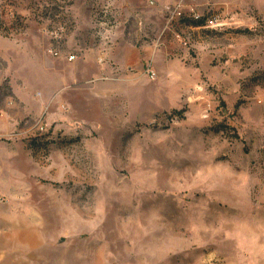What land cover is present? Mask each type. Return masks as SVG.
<instances>
[{
	"label": "rangeland",
	"instance_id": "1",
	"mask_svg": "<svg viewBox=\"0 0 264 264\" xmlns=\"http://www.w3.org/2000/svg\"><path fill=\"white\" fill-rule=\"evenodd\" d=\"M12 1L64 26L60 39L43 32L50 43L75 29L73 0H0V117L21 28ZM74 1L81 22L113 20ZM212 3L224 29L163 15L150 30L168 33L156 48L168 53L116 123L66 137L40 117L0 133V264H264V0ZM97 23L77 28L78 45L103 41L111 28Z\"/></svg>",
	"mask_w": 264,
	"mask_h": 264
},
{
	"label": "crops",
	"instance_id": "2",
	"mask_svg": "<svg viewBox=\"0 0 264 264\" xmlns=\"http://www.w3.org/2000/svg\"><path fill=\"white\" fill-rule=\"evenodd\" d=\"M95 1L99 10L110 13L113 20L101 18L97 23L85 15L81 22L73 0L70 7L73 18L68 22L75 29L68 30L63 43H50L40 30L44 20L36 21L30 8L12 1L10 7L18 14L21 28L16 36L8 38V105L1 104L0 133L12 131L22 121L28 124L42 117L52 134L86 136L92 129L116 123L119 117H124L126 109L132 108L133 94L139 95L149 84L144 74L147 66L160 71L159 60L168 51L162 46L163 54L157 53V42L162 38L164 45L168 33L164 28L156 33L150 30L160 26L158 21L165 15L164 7L180 0H157L155 5L146 0ZM213 1L220 0H184V4L198 3L201 11H207L216 6ZM184 19L191 24L189 28L199 27L190 18ZM82 23L87 26L97 23L111 30L98 32L103 41L93 42V34H86L84 45H78L77 28ZM126 26L134 31L126 33L123 29ZM50 48L58 54L53 55L48 51ZM71 55L74 58L68 60ZM5 160L8 162L7 157ZM5 186L8 187L7 182Z\"/></svg>",
	"mask_w": 264,
	"mask_h": 264
},
{
	"label": "built area",
	"instance_id": "3",
	"mask_svg": "<svg viewBox=\"0 0 264 264\" xmlns=\"http://www.w3.org/2000/svg\"><path fill=\"white\" fill-rule=\"evenodd\" d=\"M149 5H155L156 0H146ZM35 12V11H34ZM164 13H165V26L171 27L176 21H180L181 15H197L202 17V25L201 27H194V28H204V29H211V30H221L224 29V27L227 25V22H225V19L227 17L226 11H201L198 6L195 5H185L183 0L177 1L174 4H169L164 7ZM12 17V14H10ZM38 18V14H33ZM41 19V17H40ZM10 31L13 33L12 29L13 25L12 22L8 25V27H11ZM185 27L191 26L188 24H184ZM41 30L46 33H50L54 39H60L64 32V26L60 24L58 28L55 30H47L44 28V26H41ZM1 31V29H0ZM15 31V30H14ZM182 34H178V38L180 39V43L184 46L187 45L188 39L182 38ZM51 52V51H50ZM55 55H57V52L52 51ZM74 56L71 55L68 57L69 60L73 59ZM145 73L148 75L149 78H155L156 74L151 69L150 66L146 67ZM42 130V127L40 128Z\"/></svg>",
	"mask_w": 264,
	"mask_h": 264
},
{
	"label": "bare ground",
	"instance_id": "4",
	"mask_svg": "<svg viewBox=\"0 0 264 264\" xmlns=\"http://www.w3.org/2000/svg\"><path fill=\"white\" fill-rule=\"evenodd\" d=\"M180 17L182 18H190L191 20L195 21L196 23H198V25H200L199 27H201L202 25V17L201 16H197V15H181Z\"/></svg>",
	"mask_w": 264,
	"mask_h": 264
},
{
	"label": "trees",
	"instance_id": "5",
	"mask_svg": "<svg viewBox=\"0 0 264 264\" xmlns=\"http://www.w3.org/2000/svg\"><path fill=\"white\" fill-rule=\"evenodd\" d=\"M38 11H40V10H38ZM35 14H36V12H34ZM14 22L16 23V21L14 20ZM14 22H12V25L13 26H15V23ZM17 22H19V21H17Z\"/></svg>",
	"mask_w": 264,
	"mask_h": 264
}]
</instances>
